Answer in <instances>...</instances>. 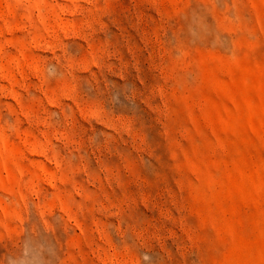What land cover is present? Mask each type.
<instances>
[{
	"label": "rangeland",
	"instance_id": "rangeland-1",
	"mask_svg": "<svg viewBox=\"0 0 264 264\" xmlns=\"http://www.w3.org/2000/svg\"><path fill=\"white\" fill-rule=\"evenodd\" d=\"M0 264H264V0H0Z\"/></svg>",
	"mask_w": 264,
	"mask_h": 264
}]
</instances>
